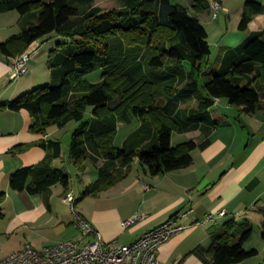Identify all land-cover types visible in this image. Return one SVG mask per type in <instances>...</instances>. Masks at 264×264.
<instances>
[{
	"label": "trees",
	"instance_id": "1",
	"mask_svg": "<svg viewBox=\"0 0 264 264\" xmlns=\"http://www.w3.org/2000/svg\"><path fill=\"white\" fill-rule=\"evenodd\" d=\"M118 1L117 7L105 10L95 0H0V13L17 11L20 27L18 33L0 42V52L16 57L33 42L52 35L65 37L49 50L50 81L1 102L0 109L26 110L32 117L30 130L42 135L51 127L77 123L71 134L69 162L82 173L89 162L105 161L80 198L119 182L126 173L122 167L134 160L151 175L192 163V150L208 140L200 145L187 140L173 146L171 134L178 123L164 97L173 101L194 98L191 118L211 124L205 109L219 98L248 114L262 106L254 83L264 84V30L223 49L213 63L207 31L187 7L171 0ZM189 6L198 14L207 11L210 3L189 0ZM261 10L260 2L247 0L238 28L245 30ZM95 69L101 70L100 79H85ZM134 117L138 127L122 146H116L118 126L131 123ZM38 145L46 151L44 158L10 175L14 191L40 194L55 184L69 185V171L53 165L62 158L59 138H42ZM22 149L16 146L11 153ZM3 196L1 192L0 202ZM259 211L264 215V208ZM235 225L231 218L210 231L208 264H235L257 254V249L244 247L252 231L237 237ZM262 227L264 239V222Z\"/></svg>",
	"mask_w": 264,
	"mask_h": 264
},
{
	"label": "crops",
	"instance_id": "2",
	"mask_svg": "<svg viewBox=\"0 0 264 264\" xmlns=\"http://www.w3.org/2000/svg\"><path fill=\"white\" fill-rule=\"evenodd\" d=\"M219 1L223 9L216 17L212 16L210 8L192 14L205 27L210 49L212 43L217 49L213 63L220 58L223 49L237 45L229 44V39L241 37V42L249 34L264 30V0H256L262 4V10L245 30L239 29L238 23L247 0ZM18 20L15 10L0 13V42L18 33ZM240 30L242 32L238 33ZM55 36L52 38L56 39ZM36 42L39 50L40 42ZM48 52L36 57L37 51L29 61L28 74L17 79L10 78L14 57L0 52V103L50 81ZM254 84L262 104L255 113H244L231 106L226 98H219L205 109L213 124L191 118L190 109L196 106L194 98L173 101L164 97V104L178 123L171 134L173 146L187 140L200 145L208 140L203 147L192 150V163L185 168L151 175L134 160L129 167H122L126 173L119 182L94 196L80 199L70 186L71 179L66 188L55 184L40 194L11 189L10 175L19 168L38 164L46 154L38 145L40 139L54 137L58 129L51 127L44 135L33 133L30 130L32 117L26 110L0 109V193H4L0 204L6 209V217L3 212L4 219L0 223V240L4 236L8 239L13 235L20 237L14 252L25 244L41 249L75 238L79 231L71 206L63 201L67 192L75 197V211L99 230L106 242L118 239L131 243L169 218L188 224L187 230L172 236L158 248L159 264H208L210 231L231 218L236 221L234 233L237 237L248 229L252 235L255 223L261 225L262 232L264 215L259 209L264 208V84L258 80ZM16 146L23 149L11 153ZM58 160H68V157L54 160L55 167H60ZM104 164L102 159L93 164L95 179L91 177L95 170L88 164L84 172L77 170L83 187L97 179V169ZM115 165L120 166L118 161ZM222 210L225 214L219 215ZM211 213L213 219L207 220ZM135 215L145 217L129 226L122 225V221ZM241 217L244 220H240ZM244 247L248 249L246 243ZM242 262L235 264H245Z\"/></svg>",
	"mask_w": 264,
	"mask_h": 264
},
{
	"label": "built area",
	"instance_id": "3",
	"mask_svg": "<svg viewBox=\"0 0 264 264\" xmlns=\"http://www.w3.org/2000/svg\"><path fill=\"white\" fill-rule=\"evenodd\" d=\"M213 17L223 8L219 0H209ZM37 42L30 44L24 52L14 57L11 65V79L25 76L29 72V61L36 54ZM145 187H147L145 185ZM75 197L67 192L63 201L71 206L78 235L75 238L60 241L36 249L31 244H25L21 249L6 256H1L0 264H159L157 250L172 236L184 232L188 224L179 223L175 218H169L158 226L145 231L131 243H122L118 239L106 242L99 230L88 220L77 213L73 207ZM224 215L225 211H219ZM145 215H135L122 221L123 226H129L143 219ZM213 219V214L207 215V220Z\"/></svg>",
	"mask_w": 264,
	"mask_h": 264
},
{
	"label": "rangeland",
	"instance_id": "4",
	"mask_svg": "<svg viewBox=\"0 0 264 264\" xmlns=\"http://www.w3.org/2000/svg\"><path fill=\"white\" fill-rule=\"evenodd\" d=\"M171 2L174 4H181L185 7H187L189 14L195 13L194 10L189 6L187 0H171ZM119 4H120V2L118 0H95V5L101 7L102 9H105V10L113 8V7H117ZM241 32L242 31L240 30L238 33H241ZM233 34H235V33H232L231 35H233ZM231 35H229V36H231ZM55 37H57L56 38L57 41H55L56 39L50 37V38L45 39L42 42H40V48H39V50H37L38 54L37 55L35 54L36 57H38L42 53H47L48 50H50L51 48H53L55 46L56 42L65 39V37H61V36H55ZM233 37H235V35L231 36V38H233ZM241 39H242L241 37L239 39H235V40L229 39L230 40L229 44L236 45L240 42ZM37 51H36V53H37ZM217 54H218L217 49L214 46V43H212V45H211V58L214 59V57H216ZM100 72H101V70L95 69L94 71L86 74L85 79H87L88 81H91V82L98 81L100 79ZM43 84H45V83H43ZM43 84H41V85H43ZM201 84H202V82H201ZM90 111H91V108L89 107L87 110V115H89ZM137 125H138V119L136 117L133 118L131 123L121 124L119 126V129H118L116 137H115L116 145L120 146L123 139L125 138V136L129 132H131L133 129H135L137 127ZM76 126H77V123L75 121H70L69 123H67L63 127L57 128L58 130H56V132L53 133V136L59 138V140L61 141L62 157H64V159H66V157H68V155H69V144H70L71 134H72V131L74 130V128ZM53 128H55V127H53ZM57 164L60 166H64L65 169L69 170L70 179H71V185L70 186H71L74 194H76V196L78 198H80L81 192L85 186L83 187L82 182L80 180H78V177L76 174L77 169L68 160H64V161L58 160ZM88 165H89L90 169L95 170V167L93 166V164H91L89 162ZM91 177L94 179L96 178V170ZM85 181L88 182L86 179H85ZM0 211L2 213L4 212L5 217H6V209L5 210L2 209L1 204H0ZM3 219H4V217L2 219H0L1 224H2ZM239 219L244 220L243 217H241ZM1 224H0V226H1ZM260 229H261V225H259V223L253 224L254 233L251 235L250 239L246 242V246L248 247V249H250V248L257 249V254L255 256H252V257L244 260L242 263L245 262V264H264V239L262 238ZM19 240H21L20 237H18L16 235L11 236V238H9V239L6 238V236H4L3 240L2 239L0 240V246L2 249L1 256H6V255L12 253V251L15 248H17V246L19 244Z\"/></svg>",
	"mask_w": 264,
	"mask_h": 264
}]
</instances>
